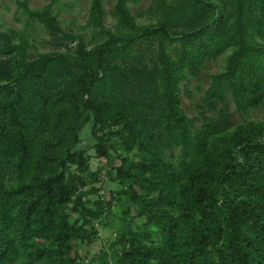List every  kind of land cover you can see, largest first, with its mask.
<instances>
[{"label":"trees","instance_id":"16d2710c","mask_svg":"<svg viewBox=\"0 0 264 264\" xmlns=\"http://www.w3.org/2000/svg\"><path fill=\"white\" fill-rule=\"evenodd\" d=\"M140 1L117 0L115 34L104 0H91L106 35L92 48L52 5L21 3L73 50L30 60L26 39L0 31V264H264V121L230 131L226 105L264 102V0H158L147 25L128 7ZM223 55L204 97L211 111L222 104L220 118L197 128L180 84ZM88 123L96 156L119 160L108 198L87 189L101 180L77 150ZM118 212L110 248L85 261L79 245Z\"/></svg>","mask_w":264,"mask_h":264},{"label":"rangeland","instance_id":"374dc122","mask_svg":"<svg viewBox=\"0 0 264 264\" xmlns=\"http://www.w3.org/2000/svg\"><path fill=\"white\" fill-rule=\"evenodd\" d=\"M27 1L30 9L40 10L47 5H52L53 12L60 20L63 29L67 33L80 35L84 38L88 48H92L102 42L106 35L102 34L99 27L92 20L91 0H0V31H15L20 42V38L26 39L29 43L27 47V57L30 60H36L40 54L49 52H66L76 47V43L71 39H62L52 36L38 21L30 18L25 13L22 2ZM173 2V0H167ZM117 0H104V27L115 34L122 32V27L115 15V7ZM158 6V0H141L139 4L128 3L129 10L134 16L136 22L140 25L155 23L161 14L155 10L152 12L150 7L155 9ZM158 11V9H156ZM152 53L148 51L146 58L150 62ZM227 55H223L218 59L209 61L204 67L201 77L185 81L180 84L182 107L188 116L194 119L199 128L204 122V116L218 120L221 115L222 104H217V110L211 111L204 103L205 91L209 88L211 78L214 74L224 70ZM199 88V89H198ZM227 105L228 129L230 131L238 126L249 122L260 123L264 121V102L253 110L242 111L236 108V105L229 98ZM95 140L91 134V123L85 125L81 133V142L78 146L79 150H87L91 156V169L97 171L101 169L100 181L95 186L101 189L100 195L109 197L112 190L120 189V186L110 179L107 172L113 167L119 165V160L114 156L111 159L98 158L93 148ZM169 157L175 163L178 161L181 150L172 148L167 151ZM135 158L134 154L131 155ZM92 201L97 199L96 195L88 197ZM107 222V223H106ZM104 225H97L98 238L90 246L79 245V254L85 261L91 260L101 250L109 249L116 238L118 229L122 226L123 220L120 213L110 216ZM136 223H142V219H138ZM46 243L41 242V245ZM20 264V263H18Z\"/></svg>","mask_w":264,"mask_h":264}]
</instances>
